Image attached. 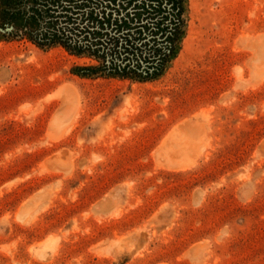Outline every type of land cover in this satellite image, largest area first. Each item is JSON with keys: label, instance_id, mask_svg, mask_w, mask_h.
I'll return each instance as SVG.
<instances>
[{"label": "rangeland", "instance_id": "374dc122", "mask_svg": "<svg viewBox=\"0 0 264 264\" xmlns=\"http://www.w3.org/2000/svg\"><path fill=\"white\" fill-rule=\"evenodd\" d=\"M181 18L145 80L0 30V264H264V0Z\"/></svg>", "mask_w": 264, "mask_h": 264}, {"label": "trees", "instance_id": "16d2710c", "mask_svg": "<svg viewBox=\"0 0 264 264\" xmlns=\"http://www.w3.org/2000/svg\"><path fill=\"white\" fill-rule=\"evenodd\" d=\"M182 14L183 0H0V30L40 48L86 52L109 74L145 80L174 55Z\"/></svg>", "mask_w": 264, "mask_h": 264}, {"label": "bare ground", "instance_id": "6f19581e", "mask_svg": "<svg viewBox=\"0 0 264 264\" xmlns=\"http://www.w3.org/2000/svg\"><path fill=\"white\" fill-rule=\"evenodd\" d=\"M253 73H254V71H253ZM62 90H64V89L62 88ZM55 92H56V91H55ZM58 94H60V93H58ZM61 94H62V92H61ZM50 95H51V94H50ZM59 96H61V95H59ZM61 97H62V96H61ZM52 98H53V97H52ZM59 99H60V97H59ZM62 100H63V99H62ZM52 119H53V118H52ZM69 120H70V119H69ZM51 121H52V120H51ZM52 122H53V121H52ZM52 122H51V123H52ZM161 145H163V146L166 145V146H167V141H166V142L164 141L163 144L161 143ZM163 146H162V147H163ZM166 146L163 147V150H164V151H166V149H164V148H166ZM160 147H161V146H160ZM166 152L169 153V148H168V146H167V151H166ZM169 162H170V161H169ZM171 165H173V166H177V167H178L179 164H176V163H174V162L172 161V162H171ZM185 165H186V164H185ZM185 165H182V166L179 165V167H180V166L183 167V166H185ZM60 168H61V167H60ZM54 169H55V168H54ZM58 169H59V168H58ZM54 242H55V241H54ZM47 247H48V246H47ZM49 248H50V247H49ZM192 253H193V252H192Z\"/></svg>", "mask_w": 264, "mask_h": 264}, {"label": "water", "instance_id": "95a60500", "mask_svg": "<svg viewBox=\"0 0 264 264\" xmlns=\"http://www.w3.org/2000/svg\"><path fill=\"white\" fill-rule=\"evenodd\" d=\"M7 30H9V29H7Z\"/></svg>", "mask_w": 264, "mask_h": 264}]
</instances>
